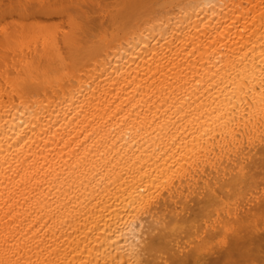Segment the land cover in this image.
Instances as JSON below:
<instances>
[{
  "label": "bare ground",
  "instance_id": "1",
  "mask_svg": "<svg viewBox=\"0 0 264 264\" xmlns=\"http://www.w3.org/2000/svg\"><path fill=\"white\" fill-rule=\"evenodd\" d=\"M0 264H264V0H0Z\"/></svg>",
  "mask_w": 264,
  "mask_h": 264
}]
</instances>
